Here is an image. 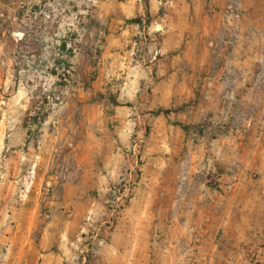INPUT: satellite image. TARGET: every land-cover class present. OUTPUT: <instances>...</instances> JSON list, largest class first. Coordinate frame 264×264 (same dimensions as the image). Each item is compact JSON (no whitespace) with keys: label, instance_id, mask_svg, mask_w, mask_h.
I'll list each match as a JSON object with an SVG mask.
<instances>
[{"label":"rangeland","instance_id":"rangeland-1","mask_svg":"<svg viewBox=\"0 0 264 264\" xmlns=\"http://www.w3.org/2000/svg\"><path fill=\"white\" fill-rule=\"evenodd\" d=\"M201 1L202 13L190 0L178 49L152 55L147 46L134 48L142 66L127 77L139 83L115 75L87 99L96 109L93 155L76 177L89 171L78 197L88 216L46 206L48 194L30 180L0 212V264L43 241L54 252H75L67 264H83L112 190L127 177L131 198L88 264H264V0ZM45 4L62 16L34 15ZM95 9L84 0H0V188L13 150L38 149L33 112L58 96L64 101L51 112L73 102L64 78L74 87L85 78L79 92L98 78L102 50L88 41ZM136 17L154 23L148 14ZM62 40L73 54L60 49ZM64 59L69 69L59 65ZM159 108L173 112L157 116ZM57 193L48 197L58 200Z\"/></svg>","mask_w":264,"mask_h":264},{"label":"crops","instance_id":"crops-1","mask_svg":"<svg viewBox=\"0 0 264 264\" xmlns=\"http://www.w3.org/2000/svg\"><path fill=\"white\" fill-rule=\"evenodd\" d=\"M9 1L15 3L17 0ZM84 1L91 4V0ZM95 4L94 23L88 30V41L93 37L89 45L102 50L97 65L99 76L92 81V87L83 92L79 90L85 78L75 80L77 84L70 86L68 92L73 102H67L64 107L51 112L39 127L42 139L37 150L29 147L27 155L22 154L24 150H13L15 155L5 162L6 171L0 188V212L12 206V201L20 192L25 194L23 188L32 180V183L36 181L40 185V191L48 194L46 206L73 210L77 214L81 210L82 219L87 217L90 206L78 202V197L82 193L83 182L89 178V171L84 170L81 177H76L78 167H82L93 155V146L88 137L89 125L93 121L92 112L96 109L87 103V99L94 92L102 90L107 81H113L115 75H123L124 84L140 82L142 78L133 80L127 77L142 66L141 61H134L132 57L134 48L147 46L152 55L168 54L184 43V25L189 22L192 9L190 0H96ZM205 4L198 0L194 9L205 12ZM212 11L207 10L206 15ZM76 14H70L71 18ZM145 14L154 23L149 26L128 23L129 19ZM175 14L181 18V22L174 18ZM137 35L142 40L137 41ZM144 36H148V39H144ZM186 49L188 53L191 51L190 46ZM74 97H79L78 101L81 102L74 100ZM32 163L35 164L34 168H31ZM31 170L35 172L34 179ZM55 188L58 200L48 197ZM1 226L3 224L0 222ZM74 240L71 238L70 242L77 244ZM125 253L120 251L118 257L126 258L129 252ZM73 259L75 252H54L52 244L43 241L40 247L31 252H20L15 259L9 256L4 264H67L66 260Z\"/></svg>","mask_w":264,"mask_h":264},{"label":"built area","instance_id":"built-area-1","mask_svg":"<svg viewBox=\"0 0 264 264\" xmlns=\"http://www.w3.org/2000/svg\"><path fill=\"white\" fill-rule=\"evenodd\" d=\"M67 1L70 4L77 2V0H67ZM95 2L96 0H91V4L92 3L95 4ZM34 15H41L45 18L52 19V18H56L57 16H62V13L56 12V10L54 9L48 10L45 4L44 6L40 8L38 12H34ZM74 18H77V15H75ZM64 81H65L66 87L68 88L71 86L73 82V78H64ZM66 93H67V90H66ZM63 101H64V98H61L60 96L56 97L55 100L51 101V103L49 104L47 108L46 107L39 108L38 110L34 111L32 114V117H36L38 121L41 122L43 114L49 115L51 111L54 110L56 106L62 104ZM31 126L37 127L38 125L36 123H32ZM132 193H133V187H132V181L130 177L124 178L120 186L118 188H115V190H112V196L109 197L107 200V204L109 208L107 218L103 220L101 224L96 228V231L93 233L88 243L86 244L82 252L83 253L82 263L83 264H88L96 248H99L107 244L108 231L109 229L113 227L118 211L121 208H124L126 204L129 202Z\"/></svg>","mask_w":264,"mask_h":264},{"label":"trees","instance_id":"trees-1","mask_svg":"<svg viewBox=\"0 0 264 264\" xmlns=\"http://www.w3.org/2000/svg\"><path fill=\"white\" fill-rule=\"evenodd\" d=\"M128 23H136V24H140V25L143 24V23H142V19H141L140 17H136V18L130 19V20H128ZM149 23H150V20L148 19V20H147V24H149ZM60 49H61L63 52H65L66 54H68V55L73 54V48L68 47V43H67L66 40H62V43H61ZM58 63H59V65H60L61 67L64 66L65 69H66V67H67V69H69V67H70V64H69L65 59H64V60H61V61H58ZM53 71H54V73H56L55 70H53ZM35 111H36V110H35ZM171 112H173L172 109H163V108H159L158 110L154 111L153 113H154L155 115H157V116H159V115H161V114H163V115H165V116H168ZM47 116H48L47 114H43V117H42V121H41V122H39L38 119H37L36 117H32V119H33V122L36 123V124L38 125V127H40L41 124L45 121V119H46ZM180 125H181V124H180ZM182 127H183L184 129L187 128L186 126H183V125H182Z\"/></svg>","mask_w":264,"mask_h":264}]
</instances>
